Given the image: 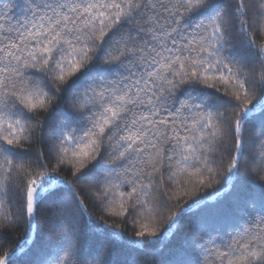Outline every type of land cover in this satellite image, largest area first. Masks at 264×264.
I'll list each match as a JSON object with an SVG mask.
<instances>
[{
    "label": "snow or ice",
    "instance_id": "snow-or-ice-1",
    "mask_svg": "<svg viewBox=\"0 0 264 264\" xmlns=\"http://www.w3.org/2000/svg\"><path fill=\"white\" fill-rule=\"evenodd\" d=\"M250 20L264 37V0H0V216L11 224L26 219L31 230L39 206L63 185L61 203L74 200L86 215L69 182L24 160L37 127L44 130L37 113L67 93L79 115L59 131L57 162L69 158L77 172L95 162L79 179L100 178L98 199L116 205L114 215H126L127 204L141 217L133 244H166L183 217L208 212L207 198L184 206L167 192L211 183L227 140L236 148L228 182L240 176L241 137L264 114V43ZM237 24L241 49L231 42ZM257 89L260 100L251 105ZM260 136L264 142V129ZM235 209L246 214V227L212 236L205 221L170 264H264V188L259 197L242 194ZM164 213L161 233L156 217ZM57 224L50 257L35 264H88L78 222ZM92 224L100 235L110 231ZM112 236L111 243L123 239ZM23 252L0 255V264H16ZM112 255L109 247L107 259L94 256L93 264H113Z\"/></svg>",
    "mask_w": 264,
    "mask_h": 264
},
{
    "label": "trees",
    "instance_id": "trees-1",
    "mask_svg": "<svg viewBox=\"0 0 264 264\" xmlns=\"http://www.w3.org/2000/svg\"><path fill=\"white\" fill-rule=\"evenodd\" d=\"M15 15L19 16L17 11ZM250 31L257 36L258 44L264 43V37L259 35V29L255 23L249 21ZM244 37L239 33V24L232 29L231 42L235 49H241ZM257 67H259L257 65ZM203 88V86H197ZM214 91V89H205ZM222 94V93H219ZM261 92L256 90V94L251 99V105H256L260 100ZM194 96L198 93H193ZM183 98V97H182ZM227 98V97H226ZM223 111V109H221ZM79 115L77 102L72 93L62 94L61 98L54 101L47 109L37 113V118L42 122L43 132L40 126L37 127V133L34 142L30 147L24 149V160L27 163L36 165L43 163V168H37V171L51 172L58 174L63 180L69 182L86 209V215L81 217L76 211L75 201L69 204H63L65 193L68 191L67 185L57 188L52 195L48 197L39 206V216L33 221L31 230L26 219H18L15 224L9 223L0 216V255L10 254L13 250L20 247L24 248L23 253H18L15 258L16 264H35L40 258H49L54 246L56 245V236L53 229L57 228V222L64 224L65 228L70 227L69 221H77L79 224V233L89 241L88 255L85 259L88 264H93V257L98 256L103 262L107 259L106 249L111 247L113 255L111 257L113 264H170L174 259H179L184 255L183 249L188 246V241L193 233L199 231L206 221L209 225L208 232L212 236L216 231L228 232L239 231L246 227L247 217L245 213L235 209L237 199L242 194L254 193L257 197L264 188V173L261 172V161H264V153L261 149L264 142L261 141V130L264 129V114L257 112L254 118L247 123L242 140V156L240 158V176L231 179L228 182L226 166L235 156L236 148L234 140H227L226 150L218 152L216 155L220 158L215 167L218 171L214 174L211 183L205 182V185L198 186L194 190L169 189L167 194L173 196V203L187 206V204L200 198H207L209 211L200 213L196 211L194 215L185 216L178 225L173 235L168 238L166 244H157L153 246H140L133 244L137 238L136 231L139 225L135 223L141 217L129 205L126 215H114L113 211L117 209L114 204H109L98 199V181L100 178L79 179L93 167L95 162L89 163L79 172L76 171L69 158H65L63 163L57 162L58 158L54 150V145L58 143L59 131L65 123L72 122L70 117ZM73 126H75L73 122ZM105 168L109 165L105 164ZM128 186H123L122 191H129ZM9 215L17 217V208L9 205ZM228 212V220L225 222L222 218V212ZM59 213V215H57ZM164 218L157 215L158 230L163 233L166 230L168 220L167 213ZM91 218V219H90ZM107 224L110 231L100 235L93 230L92 222ZM113 233H118L123 239L116 243H111L109 237L115 240ZM149 237H145V240ZM25 241H28L25 244Z\"/></svg>",
    "mask_w": 264,
    "mask_h": 264
}]
</instances>
